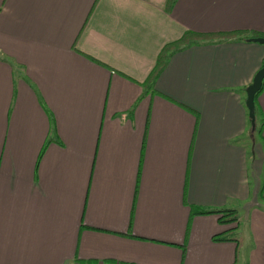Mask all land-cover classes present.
Masks as SVG:
<instances>
[{
  "label": "crops",
  "instance_id": "crops-1",
  "mask_svg": "<svg viewBox=\"0 0 264 264\" xmlns=\"http://www.w3.org/2000/svg\"><path fill=\"white\" fill-rule=\"evenodd\" d=\"M187 30L262 36L264 0H0V264H264V45L144 86ZM192 207L236 210L244 250Z\"/></svg>",
  "mask_w": 264,
  "mask_h": 264
},
{
  "label": "trees",
  "instance_id": "trees-1",
  "mask_svg": "<svg viewBox=\"0 0 264 264\" xmlns=\"http://www.w3.org/2000/svg\"><path fill=\"white\" fill-rule=\"evenodd\" d=\"M255 37H264V35L260 36L258 34H252L251 36H248L242 31L241 32L239 31L238 32H227V33L209 32L207 34H198L193 31L187 30L182 34L181 38H179L177 41L165 45L160 50L159 55L157 56L156 63L153 69H151V72L149 73V75L147 76L144 86L152 85L158 72L163 66V63H164L163 57L166 58L167 55L181 49L182 47H188L192 44H197V43L206 42V41L211 42V43L213 42L217 43V42H222V41L231 40V39L244 40V41L246 40L250 42L252 41V38H255ZM263 85H264V81H263ZM263 85H262V88H263ZM257 95L255 96V100H256ZM262 124L264 123L262 122ZM191 213L192 215H204V214H210V213L217 214L218 215L217 222L219 224H222V225L233 224L235 227L231 229H227V231H225L223 234H218L216 236H213L212 239L214 241H224V240L234 241L237 244L238 249L240 246H242V239L237 233V230L239 227V216L236 210L234 209L214 210V209H202L198 207H192ZM227 233H230V234H227Z\"/></svg>",
  "mask_w": 264,
  "mask_h": 264
},
{
  "label": "water",
  "instance_id": "water-1",
  "mask_svg": "<svg viewBox=\"0 0 264 264\" xmlns=\"http://www.w3.org/2000/svg\"><path fill=\"white\" fill-rule=\"evenodd\" d=\"M253 42L259 43L264 45V37H255L252 38ZM264 81V59L262 61V65L260 69L256 72L253 77L252 82L246 87V99H245V106L248 110V118L250 120V129L253 133L256 128V121H255V96L261 90Z\"/></svg>",
  "mask_w": 264,
  "mask_h": 264
},
{
  "label": "rangeland",
  "instance_id": "rangeland-1",
  "mask_svg": "<svg viewBox=\"0 0 264 264\" xmlns=\"http://www.w3.org/2000/svg\"><path fill=\"white\" fill-rule=\"evenodd\" d=\"M250 126V125H249ZM251 128V127H250ZM250 128H248V131H249V129ZM258 128V125H257V123H256V129ZM251 130V129H250ZM238 230H239V228H238ZM241 230V229H240ZM238 233V232H237ZM239 235V234H238ZM241 249H243V246H242V248ZM244 250V249H243ZM241 252V251H240ZM242 253V256H241V261H240V263L239 264H243V260H242V257H243V255H244V253H243V251L241 252ZM245 259H246V256H245Z\"/></svg>",
  "mask_w": 264,
  "mask_h": 264
}]
</instances>
